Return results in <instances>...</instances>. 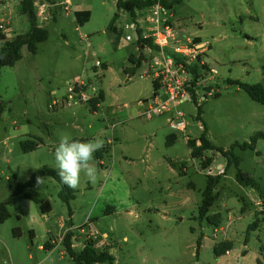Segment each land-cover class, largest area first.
<instances>
[{"label": "rangeland", "instance_id": "obj_1", "mask_svg": "<svg viewBox=\"0 0 264 264\" xmlns=\"http://www.w3.org/2000/svg\"><path fill=\"white\" fill-rule=\"evenodd\" d=\"M20 2L0 0V32L8 40L30 30ZM70 3L66 10L64 0H36L48 39L38 44L35 54L23 47L22 58L2 69L0 203L36 170L56 169L54 149L64 134L80 141L102 139L100 150L109 152L102 160L94 153L95 179L81 175L70 208L60 200V186L51 177L33 187L42 202L51 203L50 213L44 215L35 202L15 197L0 224V264H39L49 252L53 264H74L62 244L69 230L76 252L93 239L99 250L114 256L115 264H264V140L259 139L254 150L241 148L264 133V105L229 83L264 86V0H181L171 10L170 23L186 24L182 38L202 30L200 38L212 44L206 60L218 72L219 92L201 107L187 102L151 120L139 116L144 110L140 103L150 102L155 88L150 52L139 48L129 28L136 20L118 10L117 0ZM77 9L90 11L88 23L76 22ZM116 14L119 44L114 46L115 34L108 26ZM143 17L140 13L137 20ZM132 60H141L133 75ZM70 89L78 94V104L69 105ZM175 112L184 115L187 128L173 131L177 140L168 145L172 130L167 119ZM203 133L218 149L232 150L238 165L215 151L192 159L187 143ZM108 140L114 142L111 149ZM25 141L39 145L25 152ZM207 159L213 162L204 169ZM220 165L225 168L222 175L216 170ZM238 170L254 178L262 193L239 184ZM215 178L216 200L207 217L218 226L201 220L198 213L208 182ZM255 222L257 230L245 245ZM88 223L98 235L91 234ZM52 241L57 243L53 249L44 250ZM229 244L232 249L217 256L215 248Z\"/></svg>", "mask_w": 264, "mask_h": 264}, {"label": "trees", "instance_id": "obj_2", "mask_svg": "<svg viewBox=\"0 0 264 264\" xmlns=\"http://www.w3.org/2000/svg\"><path fill=\"white\" fill-rule=\"evenodd\" d=\"M36 0H21L20 7L21 12L28 17L30 23V30L27 33L17 35L12 40H8L7 37L0 32V41L2 42V47L0 49V79L2 69L4 67H13L21 58V50L23 47H27L28 51L31 53L37 52L38 44L45 42L48 39V31L40 26L37 7L35 5ZM157 3H161L163 7L167 11H171L175 8V6L181 3V0H117V8L118 10H123L128 13L133 20H137V17L140 13L144 14L145 11L150 9ZM76 22L80 25H84L90 21L91 13L90 11H77L74 13ZM119 18V15L116 14L112 18L108 31L115 34V40L113 41V45L117 46L119 44V36L117 28L115 27V22ZM141 31H139L140 33ZM139 47L142 48L145 45L151 46L150 40L140 39L138 41ZM155 48V47H154ZM134 65V68L131 69L130 74H134L136 69L141 67V60L131 61ZM195 75L197 74V69H194ZM197 76V75H196ZM230 84L239 86L244 92H246L249 97L264 105V86L262 84L256 85H248L243 84L238 81H229ZM155 90L158 89L156 83H153ZM103 98V97H102ZM96 106V105H95ZM201 107V106H199ZM5 111V106L0 96V122L2 121V116ZM201 116V108L198 109L197 118ZM259 139L264 140V133H257L253 138L251 143H246L241 146L242 149H255V145ZM200 141L201 145L197 146V142ZM188 147L191 150V158L199 159L203 157V153L205 151H215L223 154L229 162L231 158L234 159L236 165H238L239 159L234 155L232 150L224 151L223 149H218L210 140L207 139L206 134L203 133L198 140H189ZM38 143H32L29 141H25L22 144V148L25 152H31L37 149ZM103 150H99L96 153L97 158H101V154ZM213 159H207L206 162L203 163L204 169H207L211 166ZM176 167L175 164H172ZM37 177H51L57 181L60 186L59 198L62 202H64L69 208L70 203L76 199V191L68 188L60 182V178L57 175L56 169H52L49 167H43L41 169L36 170L31 176L30 180L24 184L18 185L14 194L5 202L0 203V224L4 223L8 218V206L14 201L15 197L21 196L25 199L31 200L40 206V210L42 214L46 215L52 211V205L49 201L42 202L37 195L33 192V187L37 182ZM237 181L244 187H252L257 189L260 193H262V189L260 184L255 181L254 178L245 175L241 170L237 172ZM219 182V178L210 179L207 185V188L203 194L202 204L198 209L199 218L201 220L207 219V222L218 226V223L213 222L210 218H208V213L210 208L213 206L216 197L214 196V191L216 189V185ZM262 198L264 200V195L262 194ZM71 213V211H70ZM258 224L255 222L249 226L248 232L246 234L245 245L250 241V234L257 230ZM73 239L74 233L69 230L65 233L63 237L62 244L73 260L74 264H115V258L112 254H110L107 250H99L96 247V241L93 239H88L83 251L76 252L73 247ZM201 246V241H198V248ZM44 250H52L53 244L52 242H47L43 246ZM232 249V245H225L222 247H216L215 253L217 256H223L227 252Z\"/></svg>", "mask_w": 264, "mask_h": 264}, {"label": "built area", "instance_id": "obj_3", "mask_svg": "<svg viewBox=\"0 0 264 264\" xmlns=\"http://www.w3.org/2000/svg\"><path fill=\"white\" fill-rule=\"evenodd\" d=\"M63 5L66 10H69L70 0H64ZM142 21L143 23H140ZM129 28L135 32L137 42L140 39L150 40L151 46L145 45L143 48L150 52L151 76L158 86L150 98V102L148 100L141 102L144 110L140 112L139 116L146 119L163 116L166 113H172V107L187 102L199 107L209 97L218 94L219 89L215 84L218 72L205 61V55L209 50L208 44L195 38H182L176 27L169 23L168 11L161 3H157L145 11L144 17L141 20L133 21ZM139 31L141 32L139 33ZM126 40L131 41L132 37L127 36ZM98 64L100 63L98 62ZM194 69H197V76ZM70 91L72 94L68 98L69 105L78 104L79 101L76 100L78 94L73 89ZM160 91L166 96L164 100L161 98ZM81 98L87 99L85 95ZM167 122L174 132H182L187 128V123L181 112L173 113ZM198 142V146H200L201 142ZM216 170L219 175L225 172L222 165L218 166ZM208 174H213V169L208 170ZM88 225L92 229L91 234L98 235L93 224L88 223Z\"/></svg>", "mask_w": 264, "mask_h": 264}, {"label": "clouds", "instance_id": "obj_4", "mask_svg": "<svg viewBox=\"0 0 264 264\" xmlns=\"http://www.w3.org/2000/svg\"><path fill=\"white\" fill-rule=\"evenodd\" d=\"M104 145L102 139L88 141L75 140L69 134L60 137L54 149L57 175L60 182L70 189L80 186L81 175L94 181L96 168L93 165L94 153ZM42 177H37V183L42 184ZM39 264H53L52 253L49 252Z\"/></svg>", "mask_w": 264, "mask_h": 264}, {"label": "crops", "instance_id": "obj_5", "mask_svg": "<svg viewBox=\"0 0 264 264\" xmlns=\"http://www.w3.org/2000/svg\"><path fill=\"white\" fill-rule=\"evenodd\" d=\"M77 11H84V10H82V9H77L76 10V12ZM173 11V10H172ZM169 14H172L171 13V11H168V16H169ZM173 16V15H172ZM168 21H169V19H168ZM169 23H170V21H169ZM174 27H176V29L179 31V33H180V35H181V31L184 29V27H185V23H180V21H176L175 23H171ZM198 34H196L195 36H193V37H190V38H195V39H197L198 41H200V42H202V43H204V44H208V46H209V50L207 51V53H206V55H205V61L208 63V65H210L211 67H214V66H212V64H210L206 59H207V57H208V54H209V52L211 51V49H212V44L209 42V41H203L201 38H200V36H199V34L200 33H202V30L201 31H198L197 32ZM138 46H139V44H138ZM140 48V47H139ZM142 49H144L143 47H142ZM140 50V49H139ZM215 68V67H214ZM141 104V103H140ZM148 105V104H147ZM143 106V105H142ZM101 107V106H100ZM99 107V108H100ZM144 107V106H143ZM146 107V106H145ZM148 120H151V119H148ZM168 123V122H167ZM114 126H116V125H113L112 127H114ZM169 126V125H168ZM170 128V127H169ZM176 140H177V135H176V133H174L173 131H172V133L168 136V139H167V144L168 145H173L175 142H176ZM107 145H110V149H111V146L113 147V145H114V142L113 141H111V140H108V142H107ZM104 149V148H103ZM104 152H109V150H107V151H104ZM103 152V153H104ZM103 153L101 154V158H100V160H102L103 158H104V156H103ZM171 162H172V164H177L176 162H174L173 160H171ZM101 165H103V161H101V163H100ZM216 231L218 230V229H215ZM107 235V233H103V236H106ZM125 239H127V238H125ZM207 239V238H206ZM205 239V240H206ZM204 240V241H205ZM57 244L56 243V241L54 242V241H52V244ZM54 244H53V247H54ZM203 244H204V242L202 241L201 242V246H200V248H202V246H203ZM42 248V247H41ZM245 252H247V251H245Z\"/></svg>", "mask_w": 264, "mask_h": 264}]
</instances>
